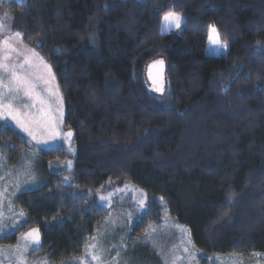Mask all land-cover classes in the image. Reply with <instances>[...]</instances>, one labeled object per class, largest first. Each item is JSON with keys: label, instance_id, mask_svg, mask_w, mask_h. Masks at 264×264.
I'll return each instance as SVG.
<instances>
[{"label": "trees", "instance_id": "obj_1", "mask_svg": "<svg viewBox=\"0 0 264 264\" xmlns=\"http://www.w3.org/2000/svg\"><path fill=\"white\" fill-rule=\"evenodd\" d=\"M4 16L52 66L74 134L73 152L42 154L74 166L69 182L49 172L18 195L24 221L0 247L38 228L35 258L76 257L110 212L99 193L131 185L146 194L139 234L169 216L201 264L264 258V0H0ZM159 57L164 95L146 75ZM0 147L16 156L29 142L5 125Z\"/></svg>", "mask_w": 264, "mask_h": 264}, {"label": "rangeland", "instance_id": "obj_2", "mask_svg": "<svg viewBox=\"0 0 264 264\" xmlns=\"http://www.w3.org/2000/svg\"><path fill=\"white\" fill-rule=\"evenodd\" d=\"M19 1L22 2V0ZM25 1L23 0V2ZM3 18L6 19V23L11 29L8 17L4 16ZM2 36L3 34L0 33V38ZM16 47L22 51L25 48L34 49L24 41L17 44ZM36 52L39 53L38 51ZM39 55L43 57L42 54L39 53ZM43 59L48 63L44 57ZM41 71H43L42 68ZM52 72L55 75L53 68ZM55 83L59 85L56 75ZM43 87V84H41L40 88L42 89ZM60 92L62 94L61 89ZM64 117L65 104L63 98V124L59 131L61 133H67L68 131L73 133L65 125ZM5 125L18 130L29 142V147L16 156H13L12 152H4L0 147V190L6 189L3 207L4 215L3 219L0 220V236L7 234V236L11 237L16 232L18 223L21 224L24 221V217L20 215L21 211L17 203V197L20 193L33 190L44 183L49 172L64 173L61 177V181L64 183L71 180L74 166L73 159L46 160L42 152L57 148H65L67 151L73 152L74 134L70 141L62 137H57L53 140L45 135L44 139L47 140V143H37L27 133L18 128L14 121L8 120L5 123L0 120V127ZM8 144L13 145L11 143ZM69 160L72 161L71 168L67 165ZM101 196L108 197V199L102 201L100 199ZM141 200L144 201L143 205L140 203ZM9 201L11 205H9ZM98 201L100 204L110 207V212L94 235L97 239H93L94 237L90 239L86 244V249L80 255L71 257L59 264H80V258H84L86 264H201L192 242L188 243L190 236L187 229L169 216L164 218L161 225H154L155 228L150 227L146 233H138V229L135 228L136 221L143 213L146 202V194L143 190L131 185H126L123 188H104L98 195ZM30 230L31 228H28L22 233ZM21 234L18 235L16 243L0 247V249H3V254L0 255V264H15V260H10L9 256L15 255L14 248L18 242H21ZM92 244H96L97 248L91 249L88 247ZM37 247L30 246L29 251L25 253L27 264H45L44 256L39 255L35 258L32 254ZM185 248L188 249V252L184 251ZM88 252L98 254L100 260H92ZM209 264H264V258L241 254L216 255L210 258Z\"/></svg>", "mask_w": 264, "mask_h": 264}, {"label": "snow or ice", "instance_id": "obj_3", "mask_svg": "<svg viewBox=\"0 0 264 264\" xmlns=\"http://www.w3.org/2000/svg\"><path fill=\"white\" fill-rule=\"evenodd\" d=\"M163 21L168 27L180 28L183 17L175 11H168L163 16ZM0 33L3 34L0 38V120L5 123L8 120L14 121L18 128L37 143H47L45 135L53 140L62 137L70 141L73 136L71 131H59L63 124V97L59 85L55 83L51 65L34 49L25 48L22 51L16 47L23 42V34L19 31L11 32L5 18H0ZM210 34L215 38L214 42H219V33L214 26H210ZM221 46L226 47V44ZM155 63L163 66L164 62L160 60ZM41 84L44 86L42 89ZM156 91L163 93V87H157ZM67 165L71 168L72 161L69 160ZM5 193L6 189L0 190V220L4 215ZM100 199L104 201L108 197L101 196ZM140 203L143 205L144 201L141 200ZM20 215L23 216L24 213L21 212ZM188 243H191L190 239ZM30 246H40L38 228L21 234V242L14 248L15 255L9 256V259L15 260V264H27L25 253ZM88 247L96 249L97 245ZM184 251L188 252V249L185 248ZM2 254L3 249H0V255ZM88 255L94 261L100 260V256L94 252H88ZM43 260L45 264H52L47 257ZM80 264H86L84 258H80Z\"/></svg>", "mask_w": 264, "mask_h": 264}, {"label": "water", "instance_id": "obj_4", "mask_svg": "<svg viewBox=\"0 0 264 264\" xmlns=\"http://www.w3.org/2000/svg\"><path fill=\"white\" fill-rule=\"evenodd\" d=\"M162 60L163 66L156 64V61ZM147 79L152 91L157 95H164L167 90V63L164 57L156 58L150 61L146 69ZM163 87V93L156 91L157 87Z\"/></svg>", "mask_w": 264, "mask_h": 264}, {"label": "crops", "instance_id": "obj_5", "mask_svg": "<svg viewBox=\"0 0 264 264\" xmlns=\"http://www.w3.org/2000/svg\"><path fill=\"white\" fill-rule=\"evenodd\" d=\"M9 25H10V28H11L10 31L13 32V33L16 32V31H13L12 25L11 24H9Z\"/></svg>", "mask_w": 264, "mask_h": 264}]
</instances>
